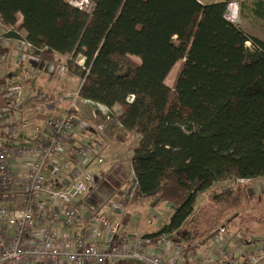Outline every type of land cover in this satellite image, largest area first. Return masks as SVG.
<instances>
[{
    "label": "trees",
    "instance_id": "1",
    "mask_svg": "<svg viewBox=\"0 0 264 264\" xmlns=\"http://www.w3.org/2000/svg\"><path fill=\"white\" fill-rule=\"evenodd\" d=\"M92 1L84 12L65 0H0V23L19 37L21 15L40 59L85 78L81 97L124 106L120 126L139 135L131 156L137 192L173 208L147 235L191 234L206 244L228 227L226 210L246 205L243 182L264 177V39L227 18L235 0ZM248 9L264 20V0ZM229 178L232 186L208 190ZM203 191L206 202L195 205Z\"/></svg>",
    "mask_w": 264,
    "mask_h": 264
},
{
    "label": "built area",
    "instance_id": "2",
    "mask_svg": "<svg viewBox=\"0 0 264 264\" xmlns=\"http://www.w3.org/2000/svg\"><path fill=\"white\" fill-rule=\"evenodd\" d=\"M65 1L84 12L94 7L92 0ZM14 43L27 50L22 55L28 61L43 64L48 71L60 67L40 59L27 40ZM34 74L29 71L28 79ZM28 79L0 77V264H264V236L231 235L226 225L209 242L198 245L190 242V236L174 240L175 232L153 238L123 231L108 221L100 206L82 214L88 193L101 177L92 163L102 160L93 146L76 140L73 102L43 126L32 125L22 115L30 100L41 106L49 103L43 93H25ZM96 106L107 114L106 107ZM24 131H31V139L19 138ZM261 182L264 186V177ZM152 219L159 222L161 216L151 212L150 224ZM78 223L83 234L73 230Z\"/></svg>",
    "mask_w": 264,
    "mask_h": 264
},
{
    "label": "crops",
    "instance_id": "3",
    "mask_svg": "<svg viewBox=\"0 0 264 264\" xmlns=\"http://www.w3.org/2000/svg\"><path fill=\"white\" fill-rule=\"evenodd\" d=\"M202 4L206 3H212L215 1L219 0H198ZM17 22L15 24L17 33L19 34L18 36H12L9 35L7 32H9L8 27H4L0 23V77H3L7 81H16L20 80L22 78H26V80L29 78L28 72L29 71H34V75L31 77V79H28V87H26V94H32L31 96H37V93H43L48 99L49 103L45 106H41L36 100H33L28 103H25L23 108H22V115L29 118L30 122L32 125H39L43 126L48 119H50L52 116H59L62 115L66 110L69 109L71 103L73 102L75 106L77 107V110H74L75 118L77 121V125H79L76 129V135L75 138L78 142H82L88 145H97V157L99 158V152L98 149H100L101 155L105 160H107V157H111L109 162L107 163H113L114 161H117L118 163L114 164L112 169H109V172L107 175L101 180V182L95 187V189H92L88 194H90V198L87 197L86 199V204L82 208V214L84 215H89L96 207L100 206V211L103 212L107 217L108 221L111 224L118 223L121 225V228L130 230L129 232H136L140 234H148L155 232L159 230L164 224L167 223L169 216L171 215L173 208L170 204L166 202H162L158 199L154 201L155 204L152 203H147L148 208L146 211H149L148 213H145L143 215V212L141 210H138V213H126V209L129 207L125 205V207L119 208V202L118 198H122L126 196L129 200V203H134V194L133 191L131 190L129 195H127V191L123 189L120 192H117V188L121 185L119 183V179L116 178L117 172L122 165L119 161L118 155L112 156L109 154L110 150L108 148V145L105 144L103 141L106 140V138L112 139L116 144H118L122 149L125 148L127 149L126 153L129 155V160H130V165H131V170L133 173L132 169V162H131V156L133 154V148L137 146L138 141H139V136L136 134V138L131 142L126 141L127 137H125L127 134L130 135V132L124 131L116 133H108V129H103L105 132H103L105 135H100V132L96 130L95 128H91L90 134H85V130L81 128L80 122L78 123L79 120L83 119V123H86L85 120L90 122L92 126H95L97 123L98 119L103 118V113L97 106L95 102H92L91 100L85 99L79 95L76 94V90L79 89V86L81 85V79H79V76L71 73L64 65L56 63L60 67H55V70L53 71H48L47 68L43 64H35L31 61H28L27 55L23 56V52L27 54V50L23 48L21 45H16L14 41L16 39H25V31L21 28V15L17 16ZM83 62V59L79 57L77 59V65H81ZM65 69L66 72L63 70ZM63 72V73H62ZM58 74H60L59 78ZM53 75V76H52ZM55 75L57 77H55ZM65 75V76H64ZM63 78V79H61ZM60 82L59 87L56 85ZM69 88V89H67ZM75 89V90H74ZM74 90V91H73ZM70 91V94H67V92ZM74 92V93H73ZM36 93V94H35ZM76 95V97H75ZM53 103H56L53 104ZM117 107H121L119 104H115L113 107L110 109L105 108L107 113V119L108 116H112V113H114L115 109ZM122 109V108H119ZM72 111V110H71ZM123 111L117 113V117L122 113ZM98 117V118H97ZM118 122V120H117ZM89 124V128L91 127ZM118 126L120 124L118 123ZM100 127V126H99ZM122 128V127H121ZM87 130V128H86ZM89 130V129H88ZM123 130V128H122ZM31 131H24L19 135V138L23 139H31ZM86 138H93L94 141L92 143H89V140ZM105 145V148L103 146ZM103 148V149H102ZM98 165V167H97ZM100 163L98 164L96 161L92 163V169L95 172L96 175H98L101 172V168H99ZM101 176V174H99ZM107 180V181H106ZM104 184H109L111 188L115 189L117 192L115 195H113V191H108L107 193H103L101 191V185ZM117 184V185H115ZM133 190L136 191V193L145 199L147 197L139 194L136 189V185L134 182V174H133ZM58 185V184H56ZM115 186V187H114ZM122 186V185H121ZM149 201L154 200L153 198H148ZM147 199V200H148ZM151 199V200H150ZM123 201V200H122ZM135 204V203H134ZM141 204V203H140ZM143 204V203H142ZM132 207V206H131ZM130 207V208H131ZM154 207V208H153ZM94 208V209H93ZM166 209L167 215L166 218L163 219L165 221H162L157 228L152 229V230H146L145 225H150L148 218L150 216L151 212H154L162 217V211ZM134 214V215H133ZM140 215H143V217L140 218ZM111 217V218H110ZM113 217H119L118 221L114 220ZM146 220V221H145ZM74 231L82 232L83 227L80 226L78 223L73 227Z\"/></svg>",
    "mask_w": 264,
    "mask_h": 264
},
{
    "label": "rangeland",
    "instance_id": "4",
    "mask_svg": "<svg viewBox=\"0 0 264 264\" xmlns=\"http://www.w3.org/2000/svg\"><path fill=\"white\" fill-rule=\"evenodd\" d=\"M252 1L253 0H235L231 3H229L228 7H227L226 16H227V18H229L231 21H233L239 28H241L247 34L254 35V36H257L261 39H264V20H262L259 17H256L253 14H251L250 10L248 9V4H250ZM245 4H247V5H245ZM130 59L132 61L138 62V59L134 56H130ZM180 63H181V61L176 63V65L173 67V69L170 71V73L168 74V76L165 79V82L169 87L173 86L175 74H176V71H177ZM82 65H83V62H82ZM66 69H68V68H66ZM63 71L66 72L65 69ZM59 76H60V74H58V77L55 75V77H57V78H59ZM81 77L82 76L79 75V79H81V82L82 81L84 82L85 78H81ZM61 79H63V78H61ZM59 85H60V82H58V84L56 86L59 87ZM67 89H69V88H67ZM79 89H80V86H79ZM79 89L76 90L75 92L77 95L80 96ZM69 92L70 91H68L67 94H70ZM53 104L56 105V103H53ZM120 106L121 107H117L115 109V111H114V113H112L111 117L108 116L109 119L106 118L107 114L103 115V118L101 117V119L97 120V123L95 124V126H92L90 124V122L88 123V121L85 120V122H86L85 124L87 125V130H86V128L83 129V130H85V134H90L91 128H95L96 130H98L100 132V135H105L103 133V132H105V130H103V129H107V128H109L107 134L116 133V132H119V133L124 132L125 130L124 129L122 130V128L118 126L119 122H117V118H116L117 113L124 110V106H122V105H120ZM119 108H122V109H119ZM107 113H108V111H107ZM83 121L84 120L81 119L78 121V123L79 122L83 123ZM89 124L91 126L90 128L88 127ZM78 126L79 125H77V122H76V129ZM120 134H122V133H120ZM135 134H136L135 132H130V135L127 134L125 136V137H127L126 141L131 142L132 139L134 140L136 138L135 137L136 135L139 136L138 134H136V135ZM86 139L89 140V143H92V141H94L93 138L92 139L86 138ZM103 142L108 145V148L110 150L109 154L111 156H112V154L114 156H117L116 153L119 154L118 158H119L120 163L122 164L120 166V168L117 172V176H116V178L119 179L118 184H121L122 186L120 185L117 188V192H120L121 190L123 192V189H124L127 191V195H129L128 192H130L131 190L133 191V194H134L133 198L135 200V202H134L135 204L134 203L128 204L129 200H127L128 198H126V196L123 197V199L120 197V198H118V201H120L119 202V208L125 207V205H126L130 209V210H128V208L126 209L127 214H129V213H135L136 214V213H138V210H141L143 212V215H145V213L149 212V211H146V209L148 208L147 203L155 204L154 201L156 199L153 198L154 200L149 201L148 198L145 199L144 197L138 195L136 193V191L133 190V186H134V184H133V173L131 170L129 155L126 153L127 149H125V148L122 149L118 144H116L114 141H112V139H109V138H106V140ZM91 146H93V145H91ZM93 147L97 148V145H94ZM103 148H105V145L103 146ZM98 152L100 154L99 158L102 160V162L99 165V168H101V172L99 173V174H101V177L99 179L100 180L99 183H100L101 180L109 172V169L111 170L113 165L118 163V162L114 161L113 163H107V162H109L111 157H107V160H105L103 158V156L101 155L100 149H98ZM97 167H98V165H97ZM261 180H262V177H257V178L245 181V183L243 182V184H247V186L245 187V191H244L246 194V205L244 207H241L238 210L228 209L224 213L223 219H224V221H226V223H228L229 234L232 235L234 232H236V233L244 235V237H246L247 235H257V236L259 235L261 237L264 236V186L262 185ZM234 182H236V181L234 179H231V178L221 180L220 182L213 183L208 188V190H210V189L222 190V189H225L229 186H232L234 184ZM115 185H117V184H115ZM102 186H103V183H102L101 187ZM115 189L111 188L109 184H104V186L101 188V191H103V193H107L108 191H113L114 192L113 195H115L117 193L115 191ZM205 202H206V192L203 191V192L197 193V196L195 199V205L204 204ZM167 212L168 211H166V209L161 212L162 217H161V221H159V222H156V220L152 219L153 221L150 225H147V226L145 225V228H147L146 230H152V229L157 228V226H159L162 221H165L163 219L166 218ZM143 215H140V218L143 217ZM106 218L108 219L107 216H106ZM149 218H150V216H149ZM113 219L118 221L119 217H113ZM123 228H124V226H123ZM123 228H122L123 231H128V232L130 231V230H126ZM184 231L185 232L181 233L177 237L182 238L181 236L186 233V230H184ZM187 237H189V236L187 235ZM189 239L191 242V239H192L191 234H190Z\"/></svg>",
    "mask_w": 264,
    "mask_h": 264
}]
</instances>
